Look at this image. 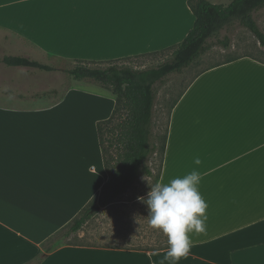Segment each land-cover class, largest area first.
<instances>
[{
    "label": "crops",
    "instance_id": "1",
    "mask_svg": "<svg viewBox=\"0 0 264 264\" xmlns=\"http://www.w3.org/2000/svg\"><path fill=\"white\" fill-rule=\"evenodd\" d=\"M195 20L189 0H0V264H160L168 249L117 242L128 231L115 221L117 205L147 206L138 197L150 189L134 195L143 176L121 195L129 199L100 206L77 232L95 240L59 238L109 179L97 123L115 98L101 86L102 94L69 87L53 101V71L1 60L107 63L175 46ZM79 94L109 107L69 103ZM175 100L158 183L196 169L209 205L207 229L190 234L195 246L180 264H264V62L242 56L203 70ZM91 106L88 122L66 113Z\"/></svg>",
    "mask_w": 264,
    "mask_h": 264
},
{
    "label": "trees",
    "instance_id": "2",
    "mask_svg": "<svg viewBox=\"0 0 264 264\" xmlns=\"http://www.w3.org/2000/svg\"><path fill=\"white\" fill-rule=\"evenodd\" d=\"M189 5L196 20L194 27L181 43L161 51L121 59L167 53L156 66L137 68L119 63L118 61L121 60L107 63L76 60L74 66L65 69L75 79L100 83L114 96L115 107L110 117L97 123L104 165L109 179L103 185L100 195L95 196L61 230L60 234L68 236L77 233L96 214L98 207L116 201L141 176H154L155 183H158L166 151L168 127L166 124L165 133L161 136L154 132L157 83L165 82L171 74L183 73L213 46L229 47L230 38L228 36L222 38L220 33L234 22L248 28L264 47V31L254 17L255 11L264 8V0H233L228 5L214 4L208 0H189ZM242 56H251L264 62L263 59L249 54ZM242 56L228 58L205 70ZM1 61L7 66H26L43 71L58 70L54 65L24 56H5ZM52 93L56 91L53 90ZM176 101L171 105L169 114ZM156 154L160 155V164L155 175L150 161ZM57 244V240H54L53 246ZM166 245L158 248L168 247Z\"/></svg>",
    "mask_w": 264,
    "mask_h": 264
},
{
    "label": "rangeland",
    "instance_id": "3",
    "mask_svg": "<svg viewBox=\"0 0 264 264\" xmlns=\"http://www.w3.org/2000/svg\"><path fill=\"white\" fill-rule=\"evenodd\" d=\"M254 17L256 18L261 29L264 31V8L255 11ZM220 36L222 38L225 36H228L230 38L229 47L225 48L222 45L213 46L207 53L201 56L197 62H195L189 68L185 69L183 73L171 74L167 77L165 82L156 84L158 94L155 106L154 132L157 135L161 136L165 133L167 117L169 115L171 104H173L174 100L179 96V94L183 91L184 87L192 80L195 75L210 67L211 65L223 62L231 57L249 54L264 60V47L260 45L255 35L248 28L242 26L240 23L234 22L229 27L224 28L221 31ZM166 54H160L157 56H141L127 60H121L118 62L125 63L137 68H144L156 66L166 57ZM49 63L58 68V70L53 71L51 73V77L48 78L47 81H45V86H50L53 84L52 89L56 91V93H52L53 90H50L48 92V97L51 98L53 101L62 99V97L65 95L66 90L69 87H77L102 94L101 91H103V87L100 85V83L87 79H75L72 75L66 72L65 69L74 66L75 62L56 60ZM0 68L4 67L0 64ZM38 90L41 91V87H39ZM41 94L42 93L39 92L38 96H41ZM75 97L79 99L77 100ZM75 97L74 98L76 100L72 99V101H69V103L75 102L80 104H86L87 106L92 105L94 107H97L99 106V103H102V113H104L107 110V107H109V101L105 99H100L96 96L93 97L89 95L79 94ZM38 101L43 102L50 100L48 98H43L39 99ZM94 107H92L93 109L84 107V110H79L75 112L68 111L66 113L68 114V116L80 115V120L88 122L90 121L92 115H95V113H97ZM61 114L62 118H65L63 112ZM150 162L154 174L156 175L160 164V155L156 154ZM150 184H156L154 176L150 178L143 176L142 179L138 181V185L136 186L134 195L139 192H145L146 190L150 189ZM130 197L127 198L129 199ZM127 198L121 196L119 201H126ZM117 206L118 207L115 208V214H113V216L115 217V221L118 220L122 222L121 226H123L124 229L128 230L120 234L121 238H118V243L122 245H139L141 247L149 248H158L168 243L167 236L162 231L153 229L148 224L147 206L146 208H134L127 204H119ZM59 237L63 239L64 242H90L91 240L89 239L94 238V236L88 235L80 237L78 233H73L68 236L60 234ZM162 237L164 241L161 240Z\"/></svg>",
    "mask_w": 264,
    "mask_h": 264
},
{
    "label": "clouds",
    "instance_id": "4",
    "mask_svg": "<svg viewBox=\"0 0 264 264\" xmlns=\"http://www.w3.org/2000/svg\"><path fill=\"white\" fill-rule=\"evenodd\" d=\"M194 163L199 165L197 157ZM202 176L193 169L166 183L150 184L146 196L138 200L148 207V224L167 236L168 249L160 264H180L195 246L190 234L207 229L208 203L199 190Z\"/></svg>",
    "mask_w": 264,
    "mask_h": 264
},
{
    "label": "water",
    "instance_id": "5",
    "mask_svg": "<svg viewBox=\"0 0 264 264\" xmlns=\"http://www.w3.org/2000/svg\"><path fill=\"white\" fill-rule=\"evenodd\" d=\"M98 209H99V207H98Z\"/></svg>",
    "mask_w": 264,
    "mask_h": 264
}]
</instances>
